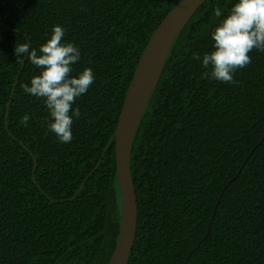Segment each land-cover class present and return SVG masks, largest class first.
Segmentation results:
<instances>
[{
    "label": "trees",
    "instance_id": "1",
    "mask_svg": "<svg viewBox=\"0 0 264 264\" xmlns=\"http://www.w3.org/2000/svg\"><path fill=\"white\" fill-rule=\"evenodd\" d=\"M180 0H0V264H106L121 200L114 137L150 36ZM236 0H204L175 38L130 155L137 204L127 264H264V52L224 84L194 60ZM219 7L221 17L214 9ZM95 81L73 110V140L48 129L23 91L53 26ZM28 114L27 126L20 123Z\"/></svg>",
    "mask_w": 264,
    "mask_h": 264
},
{
    "label": "clouds",
    "instance_id": "2",
    "mask_svg": "<svg viewBox=\"0 0 264 264\" xmlns=\"http://www.w3.org/2000/svg\"><path fill=\"white\" fill-rule=\"evenodd\" d=\"M221 17L219 7L214 9ZM65 29L60 25L52 28L50 38L36 49L30 42L16 43V57L25 56L37 68L38 75L32 77L30 86L22 84L23 91L43 99L49 113L48 129L62 143L73 140V118H79V109L73 104L85 94L95 81L91 68H85L78 76H72L73 65L80 60V50L73 43H65ZM213 48L202 58L193 53L194 60L202 59V66L210 71L204 78L224 84H236L234 73L251 63L249 55L254 49L264 52V0H236L228 14L223 17L211 34ZM31 116L25 114L20 123L27 126Z\"/></svg>",
    "mask_w": 264,
    "mask_h": 264
},
{
    "label": "water",
    "instance_id": "3",
    "mask_svg": "<svg viewBox=\"0 0 264 264\" xmlns=\"http://www.w3.org/2000/svg\"><path fill=\"white\" fill-rule=\"evenodd\" d=\"M204 0H180L162 19L144 47L125 94L114 137L121 217L115 246L106 264H127L136 230L137 204L130 172L133 138L157 86L168 52L193 12Z\"/></svg>",
    "mask_w": 264,
    "mask_h": 264
}]
</instances>
